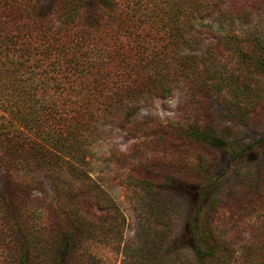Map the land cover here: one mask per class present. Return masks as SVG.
Masks as SVG:
<instances>
[{
	"label": "trees",
	"instance_id": "obj_1",
	"mask_svg": "<svg viewBox=\"0 0 264 264\" xmlns=\"http://www.w3.org/2000/svg\"><path fill=\"white\" fill-rule=\"evenodd\" d=\"M206 1L160 0L149 23L163 33L154 36L146 35L143 26L124 14L121 0H50L47 4L5 0L0 8L7 16L0 20V109L10 117L0 118V237L7 252L2 250L0 264H84L80 246L92 238L120 249L121 215L99 213L93 207H101L95 202L98 194L93 201H81L65 184L64 198L50 206L44 223L35 222L34 211L27 208L32 189H27L26 174L20 173L48 164L51 174H58L64 164L71 174L77 172V179L82 178L80 164L87 146L104 126L122 127L142 98L168 95L181 75L195 68L193 58L178 49L195 45L194 35H188V20L213 5ZM15 29L20 33L14 34ZM224 45L238 62L264 67V45L259 40L234 33L219 39L217 51H223ZM186 79L198 87L194 81L205 82L208 72L203 65ZM195 126L175 130L171 139L221 150L229 146L223 138ZM134 172H127L125 183L128 202L138 217L134 253L150 264H175L182 249L166 248L171 207L166 209L163 199L152 193L162 185V178ZM254 194L263 200L264 209V192ZM235 199L233 228L238 216L250 219L252 212L246 210L251 208L250 200L244 207ZM261 218L259 227L250 229L251 240L238 251L237 263L257 264L264 256V214ZM198 236L204 247L187 248L194 263L211 258L214 264H234L237 250L229 239L225 244L206 241L204 228L198 229ZM259 261L264 264V258Z\"/></svg>",
	"mask_w": 264,
	"mask_h": 264
},
{
	"label": "rangeland",
	"instance_id": "obj_2",
	"mask_svg": "<svg viewBox=\"0 0 264 264\" xmlns=\"http://www.w3.org/2000/svg\"><path fill=\"white\" fill-rule=\"evenodd\" d=\"M210 1L213 5L206 12L188 20V24L191 21L188 35H194L195 45L178 49V53L193 58L195 68L187 70V75L182 74L168 95L142 98L133 113L125 117L122 127L104 126L103 133L87 146L80 164L82 178L77 179V172L71 174L64 164L60 165L62 172L58 174H51L48 164L20 173L26 174L23 176L29 181L27 189H32L27 208L34 211L35 222H45L50 206L64 198L66 185L73 188L69 192L78 195L81 201L84 198L93 201L98 194L95 202L101 207L99 209L95 203L93 207L99 213H120L124 238L120 249H112L97 238L87 240L80 246L84 264H150L144 256L134 253L138 217L125 194L126 174L130 170L162 178V185L156 186L152 193L163 199L166 209L171 207L167 213L171 228L165 231L168 234L166 248L182 249L177 253L180 255L175 264H196L187 248L196 244L198 248L204 247V243L199 242V228H204L206 241L225 244L229 239L233 250H237L234 264H242L237 263L238 251L251 240L250 229L259 227L264 214L260 207L263 200L254 194L264 192L261 191L264 189V67L238 62L227 49L228 45L218 52L217 43L236 33L238 38L256 39L264 45V0L206 2ZM4 2L0 0V8L4 7ZM159 2L121 0V6L124 14L143 26L146 35L155 36L163 33L149 23L150 17L157 13ZM6 18L0 9V20ZM15 33L19 34V29H15ZM203 65L208 79L194 81L199 85L194 87L186 77ZM64 96L66 94L60 97ZM1 117L10 116L0 109ZM193 123L199 130H208L223 138L229 146L221 150L205 143L171 139L175 130H185L183 128ZM2 185L0 181V187ZM40 187L43 189L39 190ZM235 197L244 207L250 200L251 208L246 210L252 212L250 219L240 220L238 216L237 227L233 228L237 218L231 214ZM168 203L171 206H167ZM234 232L238 235H233ZM2 239L0 237V261L7 253ZM255 243L259 247V241ZM263 258L259 256L260 260ZM259 259L257 264H260ZM201 264L214 263L211 258H205Z\"/></svg>",
	"mask_w": 264,
	"mask_h": 264
}]
</instances>
